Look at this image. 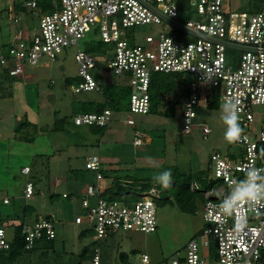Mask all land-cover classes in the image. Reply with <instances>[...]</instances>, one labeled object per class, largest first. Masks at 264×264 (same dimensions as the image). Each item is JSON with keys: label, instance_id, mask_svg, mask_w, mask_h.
Returning a JSON list of instances; mask_svg holds the SVG:
<instances>
[{"label": "built area", "instance_id": "1", "mask_svg": "<svg viewBox=\"0 0 264 264\" xmlns=\"http://www.w3.org/2000/svg\"><path fill=\"white\" fill-rule=\"evenodd\" d=\"M41 1L22 0L21 9H29L38 25L31 31L20 15L13 18L11 40L0 50V72L23 77L26 64L37 65L43 57L54 61L63 49L76 46L79 81L73 91H99L93 76L97 60L78 45L79 39L94 31L114 47L113 58L106 60L104 67L127 79L124 86L130 91L132 113H149L150 86L156 73L175 75L184 83L180 108V132L184 135L196 128L205 136L211 132L206 123H195L197 108H207L213 101L221 108L226 100H235L242 129L236 143L242 150L210 153L208 169L213 177L208 179L215 184L202 192L204 226L188 240L183 256L172 259L171 264H180L181 258L183 264H264V205L253 208L241 201L231 215L220 207L248 169H264V128L253 126L254 107L264 105V3L253 12L231 10L223 0ZM147 24L164 30L148 34L142 41L122 32ZM112 113L108 108L80 112L72 116V123L103 127L112 120ZM125 123L135 125L130 117ZM142 143L140 137L133 139L136 146ZM85 168L95 171L96 183L85 186L75 224L88 223L95 240L118 230L156 232L158 194L150 190L149 195L131 203L105 198L99 183V156H87ZM29 171V166L21 168L23 174ZM23 192L25 197L33 194L31 182H26ZM21 234L24 248L30 250L40 240L54 239L56 230L53 221L45 218L23 224ZM10 240L0 226V251L9 248ZM85 264H101L98 247ZM129 264L152 262L144 253Z\"/></svg>", "mask_w": 264, "mask_h": 264}, {"label": "rangeland", "instance_id": "2", "mask_svg": "<svg viewBox=\"0 0 264 264\" xmlns=\"http://www.w3.org/2000/svg\"><path fill=\"white\" fill-rule=\"evenodd\" d=\"M21 2L0 0V50L11 40L15 29L13 18L17 15L29 23L31 31L38 25L29 9L14 10V3L21 5ZM223 2L231 10L256 12L264 0ZM162 30L163 26L147 24L122 32L142 41L146 35ZM78 45L97 60L93 76L101 87L99 91H73L79 81L74 59L76 46L63 49L54 61L43 57L37 65L26 64L23 77L0 72V225L5 226L7 238L11 239L18 222L32 224L35 218L49 216L56 230L52 244L39 241L35 249L21 254L11 264H83L82 253L95 247L100 249L101 264H129L144 253L152 264H171L172 259L183 256L188 240L204 226L203 202L198 201L194 213L182 212L175 203L158 206L156 232L118 230L95 240L88 223H74L75 215L81 211L85 186L96 183L95 171L85 168V158L99 156L101 169L105 171L99 183L107 188L114 184L115 178L123 185L133 186L172 166L185 173L206 171L208 178H212L208 169L210 153L240 151L242 147L225 141L226 125L220 119L218 106L195 110V123H206L211 129L208 135H203L200 128L188 135L180 132L183 86L174 85L175 77L170 78L172 91L164 94L157 113L130 112L128 97L121 99L119 111L110 108L112 120L105 131L74 125V114L83 112L88 105H103L113 88L127 83L124 76L104 67L105 61L113 58L112 44L104 43L100 35L91 31L79 39ZM167 108L170 109L165 114ZM253 114L255 129L264 128V105L254 107ZM129 117L135 125L125 123ZM62 118H65L63 127L53 129L54 122ZM135 137H140L143 144L134 145ZM24 166H29L28 174L21 172ZM26 182L32 183L31 197L24 195ZM192 188H197L195 183ZM150 190L159 194L156 186ZM150 190L141 193L142 196ZM63 192L69 196L63 197ZM4 197L8 203H3Z\"/></svg>", "mask_w": 264, "mask_h": 264}, {"label": "trees", "instance_id": "3", "mask_svg": "<svg viewBox=\"0 0 264 264\" xmlns=\"http://www.w3.org/2000/svg\"><path fill=\"white\" fill-rule=\"evenodd\" d=\"M46 0L41 1V4ZM20 7V5H18ZM19 11L20 8H17ZM171 77H175V86L181 87L184 83L175 75L172 74H162L156 73L152 77V83L150 86V96H151V107L149 113H157L159 107L163 103L164 94L170 93L172 91L173 84L170 80ZM129 88L127 86L115 87L111 90L109 94V99L105 97V103L103 105H88L84 107L83 112H100L104 108H112L115 111H119V104L122 98L129 97ZM181 106V100L179 102ZM216 101H213L209 104L208 107H216ZM170 108H167L165 111L169 112ZM171 114H175V110L173 107L170 109ZM65 123V118L57 120L54 122L53 129L60 130ZM107 126L103 127H90L94 131L103 132L106 130ZM144 142V141H143ZM143 144V143H142ZM172 174V184L168 188H162L159 184L154 183L151 178H148L144 181L139 182V184L135 185H123L120 182L119 178H115V182L112 186L104 188L101 191V195L105 198L118 200L125 203H131L135 200H138L140 197H143L141 193L148 192L151 188L156 186L159 190V196L156 197L157 206L166 203H175L176 206L182 211L186 213H194L196 211L198 201L203 202L205 200L202 192L208 191L215 184V181L208 179V174L206 171H198L195 173H185L182 172L178 167L172 166L170 168ZM102 174H105V171L101 169ZM196 184V189L192 188V184ZM137 185V186H136ZM136 186V187H135ZM149 195V194H148ZM54 197V194L50 196ZM68 197V196H67ZM47 219H50L49 216H46ZM38 220L35 218V221ZM34 221V222H35ZM23 222L15 225L13 231V237L10 240V245L8 249L0 251V264H11L14 262L21 254L25 252H30L34 248L30 250H26L24 248V240L21 234V228L23 226ZM54 239L51 240H40L45 243H53ZM83 258L85 259V263H87L93 255V250L88 252H83ZM121 257L125 259V256L122 254ZM80 264V263H78ZM180 264H183V259H180Z\"/></svg>", "mask_w": 264, "mask_h": 264}, {"label": "clouds", "instance_id": "4", "mask_svg": "<svg viewBox=\"0 0 264 264\" xmlns=\"http://www.w3.org/2000/svg\"><path fill=\"white\" fill-rule=\"evenodd\" d=\"M223 124L226 125L224 139L227 143L239 141L242 129L239 125V115L237 104L234 99L226 100L221 106V116ZM264 169L252 167L245 173V178L238 181L236 187L221 202V209L226 215H231L233 211L243 203L252 206L264 205ZM152 180L162 188H168L172 184V174L170 169H166L153 174Z\"/></svg>", "mask_w": 264, "mask_h": 264}, {"label": "crops", "instance_id": "5", "mask_svg": "<svg viewBox=\"0 0 264 264\" xmlns=\"http://www.w3.org/2000/svg\"><path fill=\"white\" fill-rule=\"evenodd\" d=\"M13 8L16 10V11H18L17 10V8H20V10H21V6L20 7H18V5L16 4V3H14V6H13ZM3 48V47H2ZM4 74V73H3ZM31 171V170H30ZM63 193H65V192H63ZM62 193V194H63ZM67 194V193H66ZM32 196V195H31ZM30 196V197H31ZM68 196H69V194H68ZM5 200H7V198L6 197H4V199H3V203H8V201L7 202H4ZM22 222V221H21ZM21 222H18V224H20ZM25 224V223H24ZM0 226H3V225H0ZM3 227H5V226H3ZM12 239V238H11Z\"/></svg>", "mask_w": 264, "mask_h": 264}]
</instances>
